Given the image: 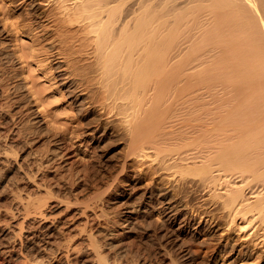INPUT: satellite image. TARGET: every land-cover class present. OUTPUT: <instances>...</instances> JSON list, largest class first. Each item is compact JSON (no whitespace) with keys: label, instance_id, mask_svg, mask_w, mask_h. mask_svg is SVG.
<instances>
[{"label":"bare ground","instance_id":"obj_1","mask_svg":"<svg viewBox=\"0 0 264 264\" xmlns=\"http://www.w3.org/2000/svg\"><path fill=\"white\" fill-rule=\"evenodd\" d=\"M51 1L55 2L54 6L57 9L52 15V19L57 23L56 28L63 29L69 34L71 32L70 35L59 32L60 34L52 38L53 36L48 34V26L39 21L45 16L42 15L40 7ZM16 2L26 4L32 19L35 22L39 21L34 30L38 29L39 34L42 32L39 36L42 39L41 44L46 42L44 43L46 46H40L35 50L27 47L30 51L26 56L37 60L36 65L45 77L50 74L49 79L58 85L57 95L60 92L64 94V97L73 104L77 114L99 109L103 113L102 116L116 118L128 144L129 159L141 156L148 159L151 165L157 166L160 172L176 173L175 176L180 173L182 181L188 178L187 184L192 185L195 190L206 192L204 196L201 195L203 205H214L224 211L229 218L228 229L229 226L232 228V225H237L256 246L264 247V0H16ZM23 22L25 21L13 22L9 26L18 28L22 25L27 30L32 28ZM75 25L78 26L77 29L73 28ZM75 36L84 40L82 46L87 49L85 53L81 52V48L74 49L69 39ZM15 57L17 56L0 50V58L6 63L13 64ZM12 72L14 74V71ZM25 80L16 82L14 80V84L11 83L12 92L20 91V94L11 97V100L16 104L14 108L17 113L29 115V120L37 125L41 120L39 115L37 116V110L31 105L32 98H35L36 102L39 101L40 105H45L46 100L43 96L45 90L30 89L31 94L25 96L23 92L21 93V90L27 87V83H23ZM198 85L200 87L195 89ZM168 88H172L176 96L188 92L194 96L196 100L192 103H196V107L204 111L201 114L198 109L200 115H204L199 116L201 121L198 122H201V125L194 122L195 125H200L197 127L199 129L170 130L174 127H168L172 122L170 118H173L169 115L172 114L169 111L173 109V105L166 106L159 101ZM154 92L155 95L152 97L151 93ZM190 97L189 99L193 98ZM55 101L56 99L53 102ZM2 107L5 106L0 103V163L10 162L12 164L9 171L14 168L16 171H13L18 172L23 163L15 165L17 168L13 165L11 157L14 156L11 155H16L15 151L12 153V150L16 149L9 146H14L13 142L16 140H12L14 137L18 139L25 136L26 126L22 129L13 128L11 131L12 127L8 126L10 119L6 118L5 108ZM194 108L191 110L197 109ZM2 109L5 114L1 112ZM28 135L30 137V134ZM10 140L12 142L9 143ZM54 141L55 145L50 149L44 165L39 163L41 159L36 158L39 165L51 167V163L54 164L55 160L65 154L62 142L58 139ZM29 166L32 165H28V168ZM12 174L7 177L8 180ZM23 174L32 177L28 173ZM32 179H35V176ZM168 189L150 185L142 196L136 199L138 201L136 206L131 205L130 197L125 200L115 198L113 204L118 210L113 215L108 214L105 199L100 195L101 197L96 198L93 203L90 202L92 204L77 210L79 214L86 216L84 225L90 226L88 231L84 229V232L87 231L86 234H83L81 227L78 230L77 227L68 224L70 217L68 221L67 218L50 220L44 213L46 210L43 209L44 203L27 194L16 204L20 209L18 207L17 210L13 206L17 210L16 213H12L13 215L22 213V220L17 222L20 225L16 226V229L12 226L8 228L6 225V228L0 229L2 261L9 262L14 259V253L21 248L24 250L23 254L26 252L24 263H43V258L62 253L63 250L70 251V248L67 249L69 246L66 247L64 244L83 234L84 236L79 239L80 243H75L81 245V242L82 244L85 242L92 264H116L115 259L113 263L111 262L110 255L113 256L114 248L119 247L118 238L124 237L135 228L137 222L144 216L140 212H146L147 209L151 210L158 205L161 207L160 212L164 214L167 226L164 225L167 228L160 233L159 246H156L157 253H162L166 258L168 254L176 251V257H173L174 259L172 256L169 257L168 263L178 264L177 259L180 258L187 263L192 253L185 246L182 236L187 233L191 221L181 217L179 226L174 228L180 218L181 204L176 201L178 192L173 191V186ZM155 197L158 198L156 202ZM19 198H23L22 195H16V199ZM102 217L109 219L105 227L98 225L101 224L98 221ZM38 218L39 220H32ZM95 221L98 222L97 225ZM110 226H118V230L115 227V230L110 229ZM73 228L78 231H73ZM24 230H28V235H24ZM23 236H26L25 239ZM249 241L252 242L250 239ZM43 249L44 253L47 250L49 254L47 252L48 255H41L40 251ZM65 257L69 258L67 255ZM161 260L165 263L168 259Z\"/></svg>","mask_w":264,"mask_h":264},{"label":"rangeland","instance_id":"obj_2","mask_svg":"<svg viewBox=\"0 0 264 264\" xmlns=\"http://www.w3.org/2000/svg\"><path fill=\"white\" fill-rule=\"evenodd\" d=\"M13 1H15V2H13ZM51 2L47 5L45 4L44 6L42 5L40 7V9H41L40 11H42L41 12L42 15L45 14V16L42 17L41 20H39V21H41V23L45 24V26L46 25L48 26V27L46 26L48 28L47 29L49 32L48 34L49 35L51 34V37L53 36L52 38H55L59 32H61V34L66 33L65 35H68L69 33L66 31H63V29L59 30L56 28L57 23L54 19H52L53 18L52 15H53V13H56L57 9L54 6L55 2H53V1H51ZM47 16H48V18H47ZM49 17H51V18H49ZM51 20H52V22H51ZM22 21H25L23 23H25L28 26H31L32 28L30 30H27L25 28V26H22V25H20L18 28H15V27L11 28V26H9L13 22L19 23ZM54 21H55V23H54ZM38 22H35L34 19H32V16L30 15V9H29V7L26 6V4L16 2V0H0V29H2V30H0V31H2L0 33V40H1L0 41V50L3 52H8V53L12 54L13 56H17V57H15L16 60H14L13 64L6 63V62H4V60H2L0 58V103L2 106L3 105L5 106L2 108L3 109L5 108L4 111L7 115V116L5 115L6 118L8 120L10 119L8 126L10 128L12 127L11 131L13 130V128L16 129V128L20 127L22 129L23 127L26 126L25 127L26 133L24 132L25 138L23 136H21L20 138L18 137V139L16 137H14L12 139V140L16 139L15 142H13L14 146H16V148L13 145L12 146L8 145L9 148L12 147L13 149H16V150H12V148L10 149V151L12 150V153L15 151L16 155L12 154L9 151V153L12 154L11 156H14V157H11L12 158L11 160L14 161L13 165L15 166L19 163L20 164L23 163V164H21L22 167L17 170L18 172H15L16 169H14V168L12 169V171H9L12 163L8 162V164H7L6 161L3 162V164L0 163V167H1L0 168V172H1L0 173V177H1L0 178V192H1V194H0V211H1L0 212V221H1L0 229H1V227H3V228H6V227L9 228L10 227L11 228V226L13 229H16L20 225V224L18 225L17 222H20V220H22V216H21L22 213L17 214V215L16 214L13 215V214L16 213L18 209H20V206H16V204H18V200L24 199L25 195H27V194L33 195L32 196L33 198L36 197V200L38 199L39 201L44 203L43 209L44 210L46 209L44 211V213L47 214L46 216H48V218L50 220H55V219L56 220H58V219L64 220L65 218H67L66 221H68V218L70 217L68 224H70V226L72 225L75 228L77 227L76 229H78V230L81 227V230H83V234H86V232L89 230L90 226H89V224H86V226L84 225L86 223L85 222L86 216H85V214H79L77 210H78V208L85 207L86 205L92 204L96 200V198H99L102 196V198L105 199V203H106L105 209L107 210L108 214L110 213L111 215H113L118 210L116 205L113 204V201H115L116 199L117 200H125V199L130 197L131 205L136 206L138 203V201H136V199L138 200V198L142 196V193L146 189H148V187L150 185H154V186L159 187V188L166 187L169 189L172 188V186H173V191L178 192V196L176 197V201L178 202V204H181L180 205L181 206L180 218L178 219V223L175 224L174 228H177L179 226V222L182 219L186 218L189 221H191V225L189 227L190 230L188 229L187 233L185 235H183L184 237L182 236V239L186 244L185 246H187L191 250V253H192L191 257H190V261L187 263H184V260H182V258H180V259H177V260H179V261H177L178 264L179 263L180 264L181 263L182 264H264V247L261 245L256 246L254 244V242L252 241V239L249 238L248 236L244 235V233H243L244 231H241V229H239L237 225H232V228H231V226H229V229H228L227 222H228L229 218H227V215L224 213V211L222 212L220 209H218L214 205H211V206L206 205V204L203 205V202H201V199H202L201 195L204 196V194L206 192L204 193L203 191H200L198 189L195 190L194 187H192V185L187 184L186 181L189 180L188 178H187V180L183 179V181H182L180 173L177 174V176H178L177 177V176H175L176 173L173 174V173H169V172L166 173V172L158 171V167L155 165H151L149 160L146 158H143L141 156H134L131 159H129L128 149H127L128 144H126L125 135L123 134V131L121 130L120 125H118V121L116 120V118L110 117L107 115L102 116L103 113L100 112L99 109H94V110L92 109V111H86V112H81V113L77 114L73 104L70 102V100H68L67 97H64L65 96L64 94H61V92L58 95L56 94V91L58 89V85L55 84L54 80L49 79L50 74H47L48 76L45 77L42 74L39 67H37V65H36L37 60L35 58L33 59L31 57L26 56L27 53L30 51L29 49L35 50V49L39 48L40 46H43V45L46 46V44H44L46 42H43V45L41 44L42 39L39 37L42 32H40V34H39L38 29L34 30V28L37 26ZM4 26L6 28H4ZM75 26H77V25H75ZM75 26L73 28L77 29L78 26L76 28H75ZM70 34H71V32H70ZM4 36H6L8 38H4ZM73 39L74 40L77 39V40L74 41ZM73 39H69V40L72 41V43L74 45V49L80 50V48H81L83 50V51L81 50V52L85 53L87 51V49H86V47L82 46V45H84V40L82 38H79V37L77 38L76 36ZM34 44L36 45V47ZM31 46L34 48H32ZM27 47H29V49ZM22 55H24L26 59L24 58V56L22 57ZM88 62L89 61H86V63H88ZM12 65H14V66H12ZM11 70L14 71V74ZM22 79L23 80L26 79L23 83H25V84L27 83V87H25V89H23V91L21 90V93L23 92V94L25 96H26V94H31V93H29L30 89H31V91H33V90L37 91V89H44L45 90L43 93V96L45 97V100H46L44 102L45 105L44 104L40 105L39 101L36 102V101H34L35 98L34 99L32 98L33 103L31 105H33L34 109L37 110V116L39 115L38 116L39 120H41V122L38 123L39 125L33 124L31 122V120H29L30 119L29 115H26V114L21 115V114L17 113L16 109L14 108L16 104H14V102L11 100V97L20 94V91L19 92L18 91L12 92L13 90L11 89L12 88L11 86H12V84H14L13 83L14 80H15V82L17 80L23 81ZM29 87H31V88H29ZM40 87H43V88H40ZM49 87H50V89L48 90ZM199 87H200L199 85L195 86V89L199 88ZM58 91H57V93H58ZM38 92H39V90H38ZM151 92H153V91H151ZM165 92H166V94L164 95V97L160 98L159 101L166 106L167 105H169V106L173 105L172 106L173 109H171L169 111V113H172V114H169V115H172L171 117H173V118L175 116V118L174 119L170 118V121H172V122H170L171 124H169L168 127L169 126H171V127L174 126V127H172L170 130L181 131L183 129L182 131H184V130L185 131H187V130L191 131L192 130L191 128H193V130L199 129L197 127L201 125V122H198L200 120L199 116H201L200 112H201V114H203L204 111H202V109L200 110L198 107H196L197 106L196 103H194V104L192 103L196 100L194 98V96H192V94H189V92L187 94L183 93V95H181V96L179 94H178L179 96H176V95H174V94H176V92L173 91L172 88H168V90ZM151 95L153 97L155 95V92L153 94L151 93ZM151 95H149V97H151ZM189 95L191 97H193L194 99L191 98ZM188 96L193 101L191 99H189ZM186 97H188V98H186ZM61 98L64 100H62ZM55 99H56L55 102L57 105L55 104V102H53ZM59 100H60V102H57ZM189 100H191V101H189ZM48 102L49 103L51 102V104H49ZM192 104H193V106H192ZM190 105L193 108L195 107L194 109H196V108L197 109L192 111L193 108ZM3 109L1 112H3ZM198 109L200 110V112L198 111ZM38 110H40V111H38ZM189 110L192 112H190ZM197 111L199 112V114ZM191 113H193L194 115ZM195 115L196 116L198 115V117H196ZM203 116H201V117H203ZM11 119L14 121V124H13V121ZM194 122L196 124L199 123L200 125H195ZM184 124H185V126H184ZM32 126H34V127H32ZM177 126L179 129L177 128ZM186 127H188V129ZM29 130H32V131H30L31 133L29 132ZM6 134H8V133H6ZM28 134H30V137ZM33 134H35V135H33ZM52 138H54V139H52ZM57 139L62 142L61 144L63 146V152L65 154L60 159L55 160L53 162L54 164L51 163L50 166L51 165L52 166L51 167L48 166L49 168L39 165V163H41V164L43 163V165H44V163H46V161L48 159V155L50 153V149L53 148L55 145L54 140H57ZM12 140H10L9 143L12 142ZM28 142H30V143H28ZM29 151H31V152H29ZM44 154L46 157L44 156ZM21 157L23 158V160H24V157H26V158L23 161ZM27 157H29V158L27 159ZM36 158L38 160L41 159V160H39L40 162ZM34 160H36V161H34ZM43 161H45V162H43ZM31 162H33V163H31ZM191 164H193V163H191ZM191 164H189V165H191ZM28 165H32V166H29V168H28ZM193 165H194V167L196 166L195 164H193ZM38 166L40 168L42 167V169L38 168ZM15 167L17 168V166H15ZM31 167H32V169H31ZM189 167H191V166H189ZM39 169L41 172H39ZM13 170H15V171H13ZM33 170H35V171H33ZM24 172L28 173L32 177H30V176L27 177L25 174H23ZM33 173H34V175H33ZM11 174H12V177H10V179L8 180V178H9V176H11ZM22 174L24 177L22 176ZM34 176H35V179H32ZM13 178H16V179L12 180ZM21 179L23 181H25V180L26 181L23 182ZM89 179H91V180H89ZM87 181H89V182H87ZM62 182L65 185H63ZM60 183L62 185H60ZM7 185L12 190L11 189L9 190ZM46 185H47V187H46ZM114 185H116L115 186L116 189L114 188ZM10 186H12V187H10ZM31 188H33V189H31ZM97 188H99L98 191H97ZM20 192H21V194H20ZM70 193L72 195H70ZM18 194L22 195L23 198L16 199V195L20 196ZM103 194L106 196H104ZM170 195H172L171 191H170ZM13 196H15V197H13ZM37 197H39V198H37ZM40 197L43 198V200ZM156 197H155V202L158 199ZM8 199H10V200H8ZM65 199H68L69 201L65 200ZM63 200H65L66 202L65 201L63 202ZM80 200L83 201V203ZM73 202H75V203L78 202L79 204L78 203L75 204ZM90 202H92V203H90ZM69 203H71L72 205ZM1 204H2V206H1ZM68 205H69V207L66 208L65 206H68ZM197 205H198V207H197ZM199 205L200 206L203 205V206L200 207ZM13 206L16 209L18 207L19 208L16 210L15 208H13ZM113 206H114V208H113ZM159 207L160 206L157 205V206H154V208H151V210L147 209L146 212H140L141 215L143 214L144 216L140 218V221L137 222V225L135 226V228H133L132 231L129 232L128 234H125L124 237L118 238L120 240L119 247L114 248L113 252H115V253L112 254L113 256L110 255V260H112L111 261L112 263L116 260V264H118V263L119 264H121V263L122 264H142V263L143 264H159V263L165 264L166 262H167L166 264H169L168 263L169 257L170 258H171V256H172V258L176 257L177 252L176 251L171 252L170 254H168V257H166L168 260L164 263V262H162L161 259H164V261H165V259H166L165 255H163L162 253H157L158 250L156 249V246H159L160 233L167 226V222L165 221L164 214H162L160 212L161 207L160 208ZM115 208H116V210H115ZM141 211H143V209ZM52 214H54L55 216ZM73 215H74V217H73ZM52 216H54V217H52ZM78 216H79V218H78ZM181 217H182V219H181ZM75 218H77V219H75ZM190 218H191V220H190ZM209 218H211V219H209ZM213 218H215V219L213 222H211L213 220ZM83 219H85V220H83ZM32 220H39V218L38 219H32ZM107 220H109V219H107V218L105 219V217L104 218L102 217V219H99L98 222L101 223V224H98L99 227H102V226L105 227L106 226L105 224L108 222ZM73 221H75V222H73ZM104 221H106V222L104 223ZM198 221H201V222H198ZM83 222H85V223H83ZM98 222L95 221V224L97 225ZM141 222H143V223H141ZM26 224L27 223L25 220L24 225H26ZM164 224H166V226ZM5 225H6V227H5ZM83 225L85 226V228H83L84 227ZM114 227L115 226H110V229L115 230V228H116V230H118V226L115 228ZM137 227H138V229H137ZM75 228H73V231H78ZM161 228H162V230H161ZM84 229H86L87 231L84 232ZM197 231H199V232H197ZM23 233H24V235H28L29 232H28V230H24ZM83 234L78 235L75 238H72L73 240L68 241L69 243L66 242L67 245H65L66 243L64 244V246H66V247L69 246V247H67V249L70 248L69 249L70 251L67 252V251L63 250L62 253H56V254L50 255L51 257L48 256L47 258H43L42 259V261H44L43 263L42 262H37V263L35 262V263H27V264H75V263L76 264H83L84 262H85L84 264H92L91 263L92 261L90 258V253L88 252V249L86 251L87 247L85 245V242H83L84 244H82V242H81V245L80 244L76 245V243H80L79 239L81 236H84ZM127 236H129V237H127ZM25 237L26 236H23L24 239H25ZM249 239L253 243L250 242ZM122 241H123V243H122ZM82 245L84 246L83 248L81 247ZM147 251H149V252H147ZM19 252H21L22 254L20 255ZM23 252H24V250L21 248L19 250H16V252L14 253V259L10 260L9 262H6V260L2 261V254H0V264H26V263H24V262H26V261H24L25 260L24 257H26V254H25L26 252L24 254H23ZM47 252L49 254V251H47V250H45V253H44V249L42 251H40L41 255H43V254L46 255ZM71 252H73V253H71ZM79 252H81V254ZM83 252H85V253H83ZM124 252L128 253V254H125ZM78 253H79V255H78ZM64 254L67 255V258L68 257L69 258L66 259V257H65L66 255H64ZM129 254H130V256H128ZM157 254H158V256H157ZM16 255L19 256L17 258V260L15 259V257H17ZM54 255H56V256H54ZM160 255H161V257H160ZM29 257L33 258L31 256H29ZM148 257H149V261H148ZM89 259H90V261H89ZM143 259L146 260V262H144ZM47 261H49V263ZM170 264H173V263H170Z\"/></svg>","mask_w":264,"mask_h":264}]
</instances>
